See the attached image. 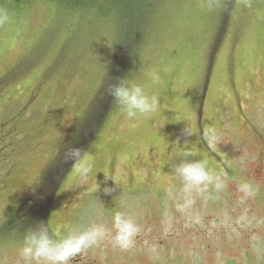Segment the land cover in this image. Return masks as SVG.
Segmentation results:
<instances>
[{
  "label": "rangeland",
  "instance_id": "1",
  "mask_svg": "<svg viewBox=\"0 0 264 264\" xmlns=\"http://www.w3.org/2000/svg\"><path fill=\"white\" fill-rule=\"evenodd\" d=\"M242 1L224 14L203 99L213 25L226 0L200 2L204 17L170 22L167 46L179 43V54L134 73L130 64L120 81L140 84L157 100L152 114L137 119L108 95L107 82L121 74L112 69L123 40L103 19L45 1L20 18L0 17V264H24L19 250L37 221L54 239L104 229L71 264H264V0ZM102 90L108 99L94 102ZM95 109H107L96 131L88 129ZM81 133L88 134L84 142ZM72 149L79 150L75 161ZM199 159L221 176L223 191H184L174 167ZM51 166L48 195L42 179ZM244 182L253 197L238 191ZM105 187L113 191L105 194ZM35 196L45 202L31 211ZM186 199L194 203L178 211ZM116 213L139 229L127 250L114 241ZM14 220L28 227L11 230Z\"/></svg>",
  "mask_w": 264,
  "mask_h": 264
},
{
  "label": "trees",
  "instance_id": "2",
  "mask_svg": "<svg viewBox=\"0 0 264 264\" xmlns=\"http://www.w3.org/2000/svg\"><path fill=\"white\" fill-rule=\"evenodd\" d=\"M38 1H45L48 4L53 5L55 9L63 10L69 14H81L84 12H89L92 13L93 16L103 19L104 22L108 24L106 26L108 27V29L110 28V32L114 31L117 36H119L118 38L120 40H123V42L117 43V49L114 54L115 67H113L112 69V73L117 74L118 72H121L120 76L118 77V80L120 81V78L122 77L123 73L128 74L130 72L129 69H131V63L133 66V70L131 69V71L134 73L136 71H140L141 68L143 69L148 66L150 67L154 65V63L160 61L161 58L170 59L176 54H179L181 51L179 43H176L175 47H172L170 49L167 46V39L173 31L172 29L175 28V23H171L175 22V19L184 18L186 16L193 19L194 17L192 14L196 13L198 14V16L204 17V11L206 9L200 5V2L208 0H0V17L4 14H13L14 16L19 15L18 18H20L21 14H23L25 11H29L31 7L35 5ZM234 2H236V0H227V10H225V3L222 4L223 8L221 6V10L219 9L220 12L218 14V22L214 23L213 25L216 28L215 40L211 45L212 53L209 55V60L206 63V70L204 71L205 79L201 87V99L205 97L203 96V94L207 86V80L210 77L213 60L218 45L225 35L226 25L224 23V14H226L227 12H231L233 6L235 5L233 4ZM219 4L221 3L219 2ZM232 15L233 18H237V14ZM9 19L11 18L9 17ZM163 20L166 21L165 24L162 23ZM200 20V22H202V19ZM195 26H198V23ZM192 27L193 26H190V28ZM175 36L178 38V36L181 35L180 33L178 34L176 32ZM164 49H166L168 55L167 57L164 56L165 52L160 54V52H162ZM126 53L127 55H125ZM155 53H157V56L155 55ZM126 56H128L127 59L124 58ZM117 81L109 80L106 86L108 87L113 84V82L115 83ZM103 91L104 90L96 94L94 102L99 101V99H102L103 96L104 99H108V95H105L106 91ZM106 112L107 109L98 111L95 109L93 111V114L91 115V125L88 127V129L92 126L91 128H94V131H96L100 127L99 119L101 122V119L105 118ZM79 128L80 122L78 123V125H75V128L72 131L73 138L77 137ZM83 136L81 133V138L79 136V140H82L83 137L84 142L88 134H84ZM73 141L75 142L76 140L74 139ZM15 146L16 144L14 143V147ZM63 162L65 161L63 160ZM53 169L54 167L51 166V168H49L48 170V173L45 175H48L47 178L45 177V179H42L47 181V184L44 183L46 185H42V190L44 189V191L48 190L49 188V181L53 176L51 174L52 171L51 173H49V171ZM46 193L47 192L45 191V194ZM47 194L51 195V192H48ZM39 197L35 196L31 199L33 202L31 206V211L35 206L39 204L42 205V203L45 202L43 201L42 203L39 202L37 204ZM40 200H42V198ZM26 213L30 214L31 212L29 210L26 211ZM10 224L11 230H17L18 228L22 229L28 227V224L17 225L16 220H14ZM14 227H16L17 229Z\"/></svg>",
  "mask_w": 264,
  "mask_h": 264
},
{
  "label": "clouds",
  "instance_id": "3",
  "mask_svg": "<svg viewBox=\"0 0 264 264\" xmlns=\"http://www.w3.org/2000/svg\"><path fill=\"white\" fill-rule=\"evenodd\" d=\"M153 83L156 78L153 77ZM108 95L123 109L129 119L148 117L157 107L155 97L149 96L145 88L140 84H129L124 81H117L110 85ZM210 144H214L216 133L209 130L205 133ZM69 159L77 160L79 150L72 149L68 153ZM82 174H87L88 167H78ZM176 175L183 182L186 193L196 192L203 194L210 189L221 192L226 184L221 176L215 174L209 167L206 159L184 160L174 167ZM109 176L105 175V180ZM96 189L99 185L96 183ZM105 194H109L113 189L105 187ZM238 191L244 198H251L255 195V189L247 182L238 185ZM169 196L173 195L169 190ZM194 201L186 199L182 205H178V211H184L190 207ZM112 228L114 230L115 244L122 250L129 249L134 242L139 229L134 221L121 213H116L113 217ZM104 235V229L94 226L91 229L79 234H69L63 238L54 239L48 227L43 221H37L35 227L29 228L24 237L23 246L19 250V255L24 264H71L73 258L82 254L85 249L97 243Z\"/></svg>",
  "mask_w": 264,
  "mask_h": 264
},
{
  "label": "snow or ice",
  "instance_id": "4",
  "mask_svg": "<svg viewBox=\"0 0 264 264\" xmlns=\"http://www.w3.org/2000/svg\"><path fill=\"white\" fill-rule=\"evenodd\" d=\"M224 6H225V10H227V6H228V5H227V0H226V2H225V5H224Z\"/></svg>",
  "mask_w": 264,
  "mask_h": 264
}]
</instances>
